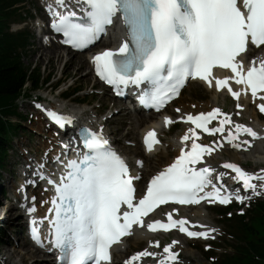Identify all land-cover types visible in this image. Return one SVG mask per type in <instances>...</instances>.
<instances>
[{
  "label": "snow or ice",
  "instance_id": "obj_1",
  "mask_svg": "<svg viewBox=\"0 0 264 264\" xmlns=\"http://www.w3.org/2000/svg\"><path fill=\"white\" fill-rule=\"evenodd\" d=\"M74 2L80 7L81 14L71 10L66 0H54V4L47 5L53 17L52 28L62 33L63 42L73 48H85L92 43L117 16L126 28V36L118 48L105 49L91 57L96 74L112 85L118 94L122 91L121 86L146 85L141 92L140 102L160 109L178 95L187 78H200L211 87L212 80L209 77L214 66L231 69L234 74L232 77L216 78L217 90L228 86V80L232 79L236 84L246 86L238 91L228 86L233 98L250 90L255 99L258 93L264 92V59L259 61V66H255L253 60L246 71L243 62L237 59L249 43L264 45V0H242V6L238 0ZM261 99H264V95ZM36 106L42 107L39 104ZM236 107L239 109L242 105L237 103ZM257 107L264 112V104ZM45 111L61 128L71 123V118L64 114L51 109ZM218 115L223 117L219 126H209V122ZM178 119L190 121L195 126L187 129L180 137L181 141L190 140L189 134L196 137V129H203L210 134L223 133L224 125L232 123L231 114L222 112L218 107L196 115L187 113ZM171 122L170 117H163L165 125ZM234 127L235 132L228 129L223 139L237 149L252 143L250 140L240 141L242 133L254 139L260 135L244 124L236 123ZM81 141L85 151L76 159L66 162L58 181L48 179L55 191L51 198L52 207L48 209L53 215L40 218L48 222V236L42 239L33 221V240L43 246V240L50 239L52 247L59 252L57 260L62 264L110 262V247L119 242L121 237L130 234L133 225H146L153 232L178 227L180 232L189 237L206 238L215 231L211 228L206 231L189 230L185 227V218H173L175 208L166 213V223L159 219L150 222L144 219L158 205L168 202L181 205L198 204L200 201L229 202L233 193L222 191L223 184L214 183L212 178L215 173V180L222 181L227 173H217L211 167L198 166L205 154L214 150L208 144L191 139V148L186 151L182 147L180 155L171 164L151 177L143 195L137 200L133 181L139 176L130 173L128 165L109 146L102 133L83 129ZM158 142L154 131L144 136V143L149 150ZM137 164L142 165V161H137ZM222 166L235 173L231 179L241 183L245 190L256 192L258 186L252 183L253 179L264 182V175L257 176L235 163L225 161ZM261 172L264 173V169ZM41 178H44L42 173ZM209 188L211 190H207ZM259 188L264 189V183ZM235 199L242 201L245 197L236 193ZM34 211V206L28 208L30 214ZM149 243L159 244L158 241ZM175 243L178 241H172V244ZM172 244L164 245L165 255L158 258L156 264H171L177 259V253L171 250ZM147 256H157V253L144 249L134 253L124 264H133V261Z\"/></svg>",
  "mask_w": 264,
  "mask_h": 264
},
{
  "label": "trees",
  "instance_id": "obj_2",
  "mask_svg": "<svg viewBox=\"0 0 264 264\" xmlns=\"http://www.w3.org/2000/svg\"><path fill=\"white\" fill-rule=\"evenodd\" d=\"M15 1L17 0H0V151L3 150L1 145L3 134L8 135L9 128L3 124L5 120L2 115L8 112L14 113V102L26 91L27 82L30 83L31 88H35L48 79L41 78L40 65L33 68L30 63L25 64L17 53L15 45L23 44L26 40L25 35H11L5 28V22L10 16L6 11L10 10L9 6ZM236 230L244 245L240 249L236 248L237 251L240 250L237 258L228 259L223 264H256L254 254L264 257V216L259 219L257 227L241 224Z\"/></svg>",
  "mask_w": 264,
  "mask_h": 264
},
{
  "label": "bare ground",
  "instance_id": "obj_3",
  "mask_svg": "<svg viewBox=\"0 0 264 264\" xmlns=\"http://www.w3.org/2000/svg\"><path fill=\"white\" fill-rule=\"evenodd\" d=\"M66 3H67V1H66ZM77 13H79V12H77ZM52 42H53L52 38H50L48 40L46 37H40V40H39L40 48H38V49L40 50L41 54H53L54 53L56 58L62 57L64 55V53H65V50H67L66 47H63V46L57 47V46H55V47L51 48L50 50H47V47H46L45 44H49V43H52ZM115 43H118V38L115 39ZM49 51H50V53H48ZM83 63H84V60L81 62L80 65H83ZM89 75H91V69L90 68H89V70L85 71L84 77L87 78V77H89ZM193 86H196V84H193ZM219 95L223 96V93L222 92L221 93H216V92L211 90V96L209 97L211 99L208 100V103H210V106L213 105V104H217L218 103ZM250 95H251V98H253L252 94H249V99H250ZM63 103H64L63 101H60L58 104L61 105ZM65 104H67V103L65 102ZM189 105H191V104H189ZM181 106L183 107L185 112H192V111L195 110L194 108H190L188 105H185V104H182V103H181ZM207 108H202V109H207ZM198 109L199 108H197L196 110H198ZM76 113L79 114L78 111ZM135 113H138V114H135V117H136L137 121L135 120V123H134V126H133L134 129L127 130V133L131 134V136H134V133L137 134L136 133L137 130H135V129L139 128L140 122H141V124L144 123V125L141 128L145 129L148 126H150L151 123L149 121L152 120V118H154V119L159 118L158 114H152V113H150V114H148L146 116L145 115H143V116L139 115L141 113H144V111H141V112L135 111ZM152 121L154 122V120H152ZM171 121L175 122V121H177V119H171ZM3 124L8 126V127H11V125L9 124L8 121H5ZM158 124H160V123H158ZM185 129H186V125H183L182 129L180 130V132L181 133L184 132ZM160 131L162 133L165 132L161 125H160ZM245 138H248V135H246L244 137H241L240 141H244ZM165 141L168 142L169 147H163L162 146L158 150H155L154 152H152L151 155L149 156L148 160H147L148 164L147 163L144 164L143 174H145L146 177L151 174V172L153 171L152 170L153 168L157 167L155 169H159L164 164V163H162V161H160V157L161 156L166 157L167 154H168V151H171V147L172 148L176 147L177 138H176L175 135H173L172 137L168 138ZM14 142H15V139L11 138L10 136L6 135L5 133L3 134V138H2V141H1V145H3V147L9 148L11 145L14 144ZM137 143H138V140H137ZM22 146H24V145H22ZM223 152H226L227 157H228L227 160H230V161H232V162H234L236 164L240 163V160H241V158L239 156L240 153H242L244 155V160H247V157H246L247 155H252L253 160H254L255 163H259L260 161L264 160V155L261 154V152L259 151V146H257L254 149L249 148V150L242 151V152H239V151L236 152L234 150H226L225 147H223V148L218 149L217 151L213 152L212 156L209 158V162L216 169H219V163L221 161H226V160L222 159V153ZM21 155L23 157H25V158H28L27 156H25L24 153H22ZM44 157L45 156L43 155L42 159ZM39 164H40V162L36 161L35 163L32 164L31 167L38 166ZM140 166H142V165H140ZM138 168H140V167H137L136 170H138ZM136 172L137 171L134 172V175L138 176V173H136ZM227 175H231V171H227ZM39 178L40 177H38V179ZM228 178L229 177H226V175H225L224 183H226V184L228 183ZM219 184L220 183H218V185ZM19 202H22V201H19ZM167 208L169 209L170 207H167ZM12 209H15V205H13L12 207L9 204L6 205V203L3 206L0 205V210H4V211L7 212V211H10V210L12 211ZM192 212H195L196 214L201 215L202 210H195V211H193V210H191V211L185 210L182 213V215H186L187 217H189L190 222H194L195 219L191 216ZM19 215H20V213H19ZM3 217L7 218V216H5V215ZM148 238H149V235H147L146 237L143 238V237H141L140 234L136 233V234H134V237L126 239L124 244H127L126 249L129 248V249H127V251H129L131 249L132 245L135 246L142 240H144V242H145L146 239H148ZM172 240L179 242L178 237L176 235H174ZM24 243H25L24 241H21V244H20L21 250L18 251L19 255L21 256V259L24 260L25 258H27L29 256L30 260L33 259L32 262H30L32 264H40V263H42V264H52L51 259L49 257H47L46 254H44L43 257H35L34 253L37 252V251L39 252V250L34 248V245H32V244H30L29 246H25ZM171 243H172V241H171ZM174 245L178 246V243H175ZM184 249H187L186 245L184 246ZM11 252L12 251H10V250H5V253L7 254V256H11ZM38 252H37V254H38ZM122 255H123V250L120 247H116V249L114 251V257L121 258ZM120 263H121V260H115L114 259L110 264H120Z\"/></svg>",
  "mask_w": 264,
  "mask_h": 264
},
{
  "label": "rangeland",
  "instance_id": "obj_4",
  "mask_svg": "<svg viewBox=\"0 0 264 264\" xmlns=\"http://www.w3.org/2000/svg\"><path fill=\"white\" fill-rule=\"evenodd\" d=\"M28 4L31 7V9L33 10L34 7H36L37 0H28ZM31 43L32 44L29 46V48L27 49V52L23 56V62L25 64L30 63L31 67H33L34 64H36V66L40 64V74H42L43 76H46L47 74L50 76V74L52 73V78L49 81L50 84L47 81L45 84L42 85V86H44L43 88L37 89L36 91L31 92V95L33 93H35V96H37V95L40 96V100H37V102H39L43 99H46V98H49V99L53 98V100L64 101L67 104L70 103L69 99L54 98L55 95H53V94H57V92H58L57 90H55V91L52 90L51 91L52 94L50 93V90H49V86L52 84L53 81H55L57 79L58 76H60V74H61L60 71H63V70H66L67 72H69V75H71V77L69 76V78L67 79L68 81H70L73 85H79V88H78L79 92L76 95H79L80 91H88L89 87H91V86H94V88L101 86L100 84H96V85L93 84L94 80H93L92 75H89V77H87V78L84 77L85 71H87L89 69L85 64V61H84L83 65H80L81 62L85 59L84 56L82 57L81 55L72 54V52L65 50V53L62 57L56 58L54 53L53 54H41L40 50L38 49V48H40L38 37H36V38L33 37ZM50 49L51 48H47V50H50ZM48 53H50V51ZM48 80H49V78H48ZM26 90H28V91L30 90L28 88V86L26 87ZM191 92L195 93L197 96H193V94H191ZM202 94H204L206 97L209 96V94L205 90H203L201 88V86L196 84V87L194 89H192V91L186 90L185 94L178 100V103L179 102L184 103L186 101L190 102L192 100L198 101L199 99H206V97H203V96L200 97V95H202ZM97 95L98 94L87 96L89 101H91L92 106L94 105L93 103L96 102V99H98ZM78 97L82 98L81 96H78ZM27 99H30V98H27ZM33 103H30L29 101L27 102V110L30 108L33 109ZM108 103H109V98L106 99L105 104H103L104 107H108ZM73 104H75V102H73ZM104 107L101 110H103ZM19 120L22 123L26 121V120L21 119V118ZM116 121H117V123L109 124V128L111 130H114L118 126L119 122L121 124H124L123 125V131H126L129 128V126H128V125H130V124H128L129 120L127 118H125L123 116V114L118 115L116 117ZM25 123H27V122H25ZM117 134H118V132H117ZM120 134L122 135V137L120 139L121 146L126 148L125 151L127 153L136 154L135 153L136 149L133 146L124 145L121 141L123 138L132 139L131 134L130 135L129 134L124 135V133L122 131ZM26 142L27 141L23 138H19V137L16 138V140L14 142V154H13L14 156H17V157L20 156L18 150L20 148H22L23 147L22 145L26 144ZM40 151L41 150H39V149H35V152H37V153H40ZM239 156L241 159H244V156H242L241 154H239ZM162 160L164 161V160H166V158H160V161H162ZM247 164H248V166L252 167V165H250V161H248ZM6 167H7V165H5V167L3 169L4 172L7 171ZM4 176H5V174H4ZM2 213H3L2 210H0V216H2ZM13 216H14V214H12V213L9 214L8 219L6 220V222L4 224L6 225V224H8L9 220H13ZM6 239H7L6 236H2V240L6 241ZM18 244L19 245H11L10 247L2 245L0 247V252H2L4 249L10 250V251H12L11 257H13V258L19 257L18 251L21 248H20V243H18ZM141 245H142V243L139 244L138 246H141ZM31 260H33V259H31ZM26 262L27 263L31 262L29 256L26 258Z\"/></svg>",
  "mask_w": 264,
  "mask_h": 264
}]
</instances>
